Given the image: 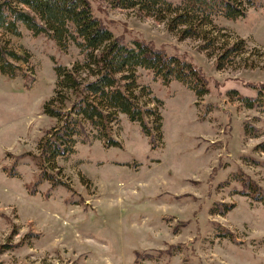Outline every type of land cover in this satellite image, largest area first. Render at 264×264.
Wrapping results in <instances>:
<instances>
[{
	"label": "rangeland",
	"instance_id": "rangeland-1",
	"mask_svg": "<svg viewBox=\"0 0 264 264\" xmlns=\"http://www.w3.org/2000/svg\"><path fill=\"white\" fill-rule=\"evenodd\" d=\"M89 1L126 42L151 41L192 61L209 92L197 97L180 81L138 68L139 99L161 115L155 148L121 113L110 134L121 147L105 146L93 134L85 142L75 137L74 151L56 159L57 176L68 186L40 180L29 156L10 175L14 157L37 151L55 125L43 111L55 86L54 65L70 66L80 56L75 46L62 51L23 26L21 37L4 35L30 60L26 77L0 74V264H135V251L154 257L139 264H264V203L241 194L236 179L240 174L264 188V151L256 148L264 141V106L249 108L227 94L235 88L254 96L250 84H264V0L245 17H216L207 48L200 46L207 40L181 37L135 9ZM240 38L251 49L217 64L224 45ZM245 58L252 67L237 62ZM152 116H146L150 124ZM220 202L231 206L210 210ZM223 227L234 239L217 234Z\"/></svg>",
	"mask_w": 264,
	"mask_h": 264
},
{
	"label": "trees",
	"instance_id": "trees-1",
	"mask_svg": "<svg viewBox=\"0 0 264 264\" xmlns=\"http://www.w3.org/2000/svg\"><path fill=\"white\" fill-rule=\"evenodd\" d=\"M107 2L112 7L135 9L164 22L169 31L177 30L181 37L207 40L200 43L203 48L213 43L214 38L208 34L212 26L218 28L214 23L216 17L230 20L245 17L248 9L258 4V0ZM21 26L35 36L53 39L62 51L70 45L75 46L80 59L70 66L54 65L55 86L53 94L43 105V111L56 119L55 125L46 129L39 138L37 151L16 155L12 166L8 170L4 168L10 175L15 174L20 159L29 156L38 169L40 180L46 179L52 186L67 185L57 176L60 169L55 166L56 159L74 151L75 137L85 142L93 134L96 139L103 140L105 146L121 147L120 141L110 136L112 125L119 120L121 113L139 124L142 133L149 137L151 148H155L156 138L161 137V115L139 99L136 91L138 68L150 70L164 81H180L197 97L209 92L206 76L192 61L167 53L151 41L133 39L126 42L114 35L94 14L89 0H0V74L9 78L28 75L23 66L30 60L29 53L14 50L4 38V35L21 37ZM250 49L244 38L225 44L217 64L220 60L235 61L242 50ZM254 50L257 54L263 53L257 48ZM237 62L253 66L252 61L246 58ZM250 86L254 96L235 88H229L227 94L234 95L249 108L259 104L264 106V84L253 83ZM147 115H153L151 124L146 120ZM254 136H257V130ZM256 148L264 151V141ZM236 179L241 185V194L264 203V188L255 180L240 174ZM230 206L220 202L210 210L222 213ZM219 232L220 236L234 239L224 227ZM153 258L151 254L135 251L134 263Z\"/></svg>",
	"mask_w": 264,
	"mask_h": 264
}]
</instances>
